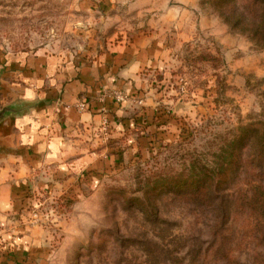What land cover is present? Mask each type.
Instances as JSON below:
<instances>
[{"label": "clouds", "instance_id": "clouds-1", "mask_svg": "<svg viewBox=\"0 0 264 264\" xmlns=\"http://www.w3.org/2000/svg\"><path fill=\"white\" fill-rule=\"evenodd\" d=\"M0 264H264V0H0Z\"/></svg>", "mask_w": 264, "mask_h": 264}, {"label": "rangeland", "instance_id": "rangeland-1", "mask_svg": "<svg viewBox=\"0 0 264 264\" xmlns=\"http://www.w3.org/2000/svg\"><path fill=\"white\" fill-rule=\"evenodd\" d=\"M161 79H162V78H161ZM169 115H174V114H173V113H165V115L161 117V120L166 119L167 116H169ZM185 123H186V122H185ZM184 131L187 133V135H188L189 133H191V130H190V129H187V128H185Z\"/></svg>", "mask_w": 264, "mask_h": 264}, {"label": "trees", "instance_id": "trees-1", "mask_svg": "<svg viewBox=\"0 0 264 264\" xmlns=\"http://www.w3.org/2000/svg\"><path fill=\"white\" fill-rule=\"evenodd\" d=\"M191 135H192V133H189V134H188V136H191Z\"/></svg>", "mask_w": 264, "mask_h": 264}]
</instances>
